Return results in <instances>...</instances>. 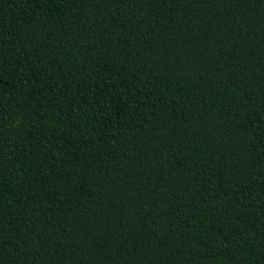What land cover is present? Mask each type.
I'll use <instances>...</instances> for the list:
<instances>
[{"label": "trees", "instance_id": "16d2710c", "mask_svg": "<svg viewBox=\"0 0 264 264\" xmlns=\"http://www.w3.org/2000/svg\"><path fill=\"white\" fill-rule=\"evenodd\" d=\"M0 264H264V0H0Z\"/></svg>", "mask_w": 264, "mask_h": 264}]
</instances>
